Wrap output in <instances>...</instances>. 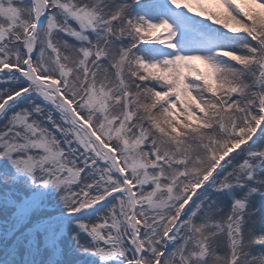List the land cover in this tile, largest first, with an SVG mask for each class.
I'll list each match as a JSON object with an SVG mask.
<instances>
[{
  "label": "snow or ice",
  "instance_id": "1",
  "mask_svg": "<svg viewBox=\"0 0 264 264\" xmlns=\"http://www.w3.org/2000/svg\"><path fill=\"white\" fill-rule=\"evenodd\" d=\"M0 214V264H264V0H0Z\"/></svg>",
  "mask_w": 264,
  "mask_h": 264
},
{
  "label": "rangeland",
  "instance_id": "2",
  "mask_svg": "<svg viewBox=\"0 0 264 264\" xmlns=\"http://www.w3.org/2000/svg\"><path fill=\"white\" fill-rule=\"evenodd\" d=\"M257 203H258V201H257ZM0 219H3V216H2V214H0Z\"/></svg>",
  "mask_w": 264,
  "mask_h": 264
}]
</instances>
